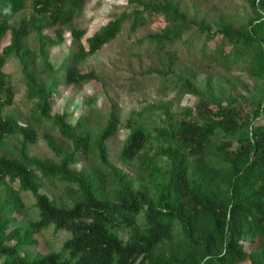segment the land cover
<instances>
[{"label":"trees","instance_id":"trees-1","mask_svg":"<svg viewBox=\"0 0 264 264\" xmlns=\"http://www.w3.org/2000/svg\"><path fill=\"white\" fill-rule=\"evenodd\" d=\"M129 1L136 5L131 13L110 19L84 44L75 43L78 51L54 67L47 50L64 43L86 0H0V149L8 146L9 137L21 136L16 158L0 155V191L10 190V199L0 203V264H264V122L259 121L264 98L252 109L221 85L216 98L209 80L200 92L195 75L176 72L178 56L169 50L178 43L196 50L199 41L201 56L211 64L256 76L264 91V0H241L253 17L237 27L188 20L175 0ZM157 18L164 28L145 40L166 62L146 75L172 76L180 95L199 102L180 113L169 103L148 104L126 122L123 163L139 162L152 183L162 172L155 157L169 163L168 179L157 185L153 201L134 190L108 160L107 142L118 126L113 113L95 139L88 120L72 125L67 114H50L61 88L95 80L80 64L114 41L124 23L134 33ZM83 34L72 31L76 40ZM7 37L9 45L3 47ZM9 59L22 67L25 101L32 104L27 125L6 113L16 95L4 71ZM38 60L40 76L33 72ZM155 115L158 121L152 120ZM38 129L63 140L58 146L46 138L59 163L28 156ZM81 163H93L95 170H71ZM39 181L57 182L65 191L75 187L78 200L69 208L58 206L33 187ZM21 192L32 193L38 211L27 227L17 224L25 208ZM49 229L53 237L67 240L56 252L37 251ZM113 230H128L130 238L123 241Z\"/></svg>","mask_w":264,"mask_h":264},{"label":"rangeland","instance_id":"rangeland-1","mask_svg":"<svg viewBox=\"0 0 264 264\" xmlns=\"http://www.w3.org/2000/svg\"><path fill=\"white\" fill-rule=\"evenodd\" d=\"M152 1V0H140ZM160 2L162 0H154ZM179 3L182 12L187 14L188 20L197 22L208 21L212 23L231 24L234 27L247 24L253 17L249 6L241 0H175ZM136 7L130 4L129 0H86L82 15L75 21L73 26L64 33V43L49 48L48 61L57 67L72 51H78L75 44H84L85 40L92 37L103 28L110 19L119 17L121 14H129ZM30 10L23 12L22 17L28 16ZM129 23L123 25L122 32L111 43L104 46L99 52L87 58L80 64V69L85 73H93L95 80L84 82L78 86L61 88L63 90L60 99L55 102L50 114V118L67 114L68 123L74 125L78 120H88L94 131V139L99 130L103 129L113 113L118 121V126L114 135L108 140V160L116 169L125 173L132 183L134 190H143L153 201L157 198V185L164 184L169 176V163L167 159L155 157L156 167L162 172L154 183L150 177L142 170L139 162L123 163L120 160V153L129 136L126 128L132 112H137L148 104L169 103L173 110L180 113L182 109L194 108L199 99L190 95H180L175 79L170 77H158L155 74L146 75L149 70L162 69L166 58L163 54L157 53L154 46L145 39L152 34L159 33L164 28L162 19L157 18L148 21L137 32L132 33ZM83 31L80 38H73L72 31ZM49 33V32H46ZM10 38L3 42V47L9 45ZM28 43L32 49H36L33 37ZM196 50L185 49L178 43L169 48L178 56L176 72L195 75L196 83L200 92H204V87L209 80L214 89L216 98L220 97L219 85L228 93L235 96L240 102L249 105L252 109H258V105L263 102L264 91L261 81L247 72L237 69L226 70L209 62L207 57L201 56L199 51L201 42L196 41ZM40 60L33 69L36 76L42 75ZM4 71L10 75L13 86L16 90L15 103L7 109V114L20 123L27 125L28 116L31 112L32 104L25 101L26 87L23 81L22 67L16 59H9ZM49 73L45 74L47 81ZM248 107V106H247ZM158 121L157 116L153 119ZM264 122V113L259 119ZM37 142L29 145L27 154L31 158L41 161L60 162V157L52 151L47 139H50L58 146L63 145V140L58 134L48 133L45 130H37ZM21 136L16 135L7 139L8 146L0 149V155L10 159L19 155ZM237 149V144L234 146ZM153 156V154H151ZM94 163H97L95 161ZM76 172L94 171L93 163H81L71 168ZM10 188L18 189V186L8 183ZM33 187L54 199L58 206L71 207L78 200L75 187H70L66 191L57 182L51 184L48 181H39ZM10 199V190L0 191V203ZM20 199L24 203L22 215H18V223L22 226H30L37 218L36 200L32 193L21 192ZM141 226L144 223L140 222ZM117 235L127 241L130 238L128 230H113ZM67 236L53 237L52 229L43 232L40 240L41 245L36 248L42 253L56 252L61 249ZM243 264H249L243 263Z\"/></svg>","mask_w":264,"mask_h":264}]
</instances>
